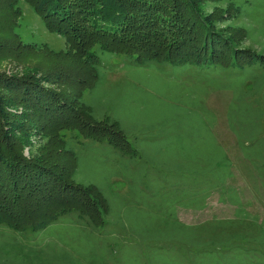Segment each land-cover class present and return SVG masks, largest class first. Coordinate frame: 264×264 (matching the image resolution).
Returning <instances> with one entry per match:
<instances>
[{
    "label": "trees",
    "instance_id": "1",
    "mask_svg": "<svg viewBox=\"0 0 264 264\" xmlns=\"http://www.w3.org/2000/svg\"><path fill=\"white\" fill-rule=\"evenodd\" d=\"M28 1L44 15L49 30L58 31L67 37L68 51H73L76 56L84 55L96 69L104 55L110 53L122 55L121 57L124 58H136L139 63L156 61L166 62L164 65H191L201 70L203 75H209L207 71L213 73L218 77L219 82L223 80V85H218V88L232 90L234 106L240 107L242 103L249 105L252 116L255 117L252 122L244 121L248 126L242 130L244 134L241 140L244 144L247 145L255 139L259 141L263 137L264 130L260 129L263 117L257 113L258 110L260 111L259 106L253 103L250 89L245 90L246 94L242 89H245L244 83L246 84L248 79H251L249 81L253 82L254 87L260 86L258 74L255 79L252 71L259 66L263 69L264 52L260 53L247 45L250 36L243 25L234 23L233 13L232 19H226L229 17L226 15L230 7L235 9L236 14L240 12L239 4L227 0ZM19 2L20 0H0V3L12 7H17ZM221 2L226 6H222ZM220 7L221 13L218 12ZM225 21L229 25L220 28V24ZM239 32H244V37ZM138 66H146V64ZM45 74L43 78L47 80L46 82H49V75L55 80L61 77L59 73ZM97 78H99L98 72ZM37 81L40 80L30 76L0 73V89L5 90L0 96V222L9 226L13 221L26 220L20 222L22 228L31 225L32 230H39L56 222L64 214L77 212L79 218L90 224L87 225V229L91 230L93 238L96 236L103 238L101 242L92 239L97 245L92 242V246L89 244L85 246L90 247L92 253L99 251V248L108 252L104 259H101V256L88 259L86 257L89 253L79 250L81 256L92 264H194L199 260H216L217 263L213 264H223L219 261L233 255L251 260L252 264H264V256L256 255L261 251L264 252L263 249H258L260 246L254 245L260 243L257 239L243 244L235 241V236L227 232L215 233L206 225L184 224L177 217L176 206L202 210L206 207L208 199L216 194L221 202H231L237 206V216H250L243 207L239 190L229 183L231 161L227 151L206 125L199 121L205 131L202 133L191 131V133L198 137L211 138L214 148L205 157L203 156V159L198 157L200 156L198 151L188 148L189 154L184 157L189 163H197L193 168L174 164V161H178L177 145L186 141V135H179L181 133H177L173 139L167 138L160 146L156 145L147 152L149 159L163 167L164 172L158 171L159 176L166 182L170 180V184L162 183L155 176L157 177L155 181L162 187H158L160 192L158 189L155 190L161 195L157 209L154 210L145 204L137 206L135 210L139 209V211H134L133 215L124 211L117 212L113 204L107 202L97 188L73 179L78 166V156L71 145L75 140L82 142L78 136H84L80 135V132L74 133V130L89 129L91 132L100 130L98 124L101 123L102 118L94 115L93 107L80 98V95L77 96L75 103L89 112V118L82 116V113L75 108L70 109L71 105L61 97L63 95L60 91L56 92L50 88L47 90ZM244 95L247 97L245 102ZM48 96L51 99L49 101ZM20 100L33 106L35 109L33 111H40L38 106L44 101L49 102L46 109L52 110L51 114H58L60 117L56 124H59L58 138L62 144L61 150L65 154L59 155L73 158V165H68L66 159L65 168L56 161L50 165L40 161V158L28 159L23 154L24 145L30 138L27 136L30 130L22 123L24 113L17 116L9 110ZM48 110H44L48 113L47 116ZM235 117L231 115L229 126L236 134L240 129L235 124ZM104 120L113 126V129H110L114 133L112 143L105 140L102 144L105 148H109L107 151L112 158L116 157V153L130 157L136 153L140 155L138 148L153 144L146 142L149 141L146 135L149 133L155 136L150 134L155 129L154 122L148 121L146 127L140 128L142 131L136 127V123H133L129 129L132 132H129L122 130L118 118L108 117ZM48 122L49 120L46 119L39 129L42 138L48 137L49 130L55 128ZM159 122L170 123L167 118L164 120L162 118ZM237 122L240 121L237 119ZM240 124L242 126V122ZM102 127L104 128L101 130H105L106 127L104 125ZM20 129H24L23 136L16 135V131ZM85 135L91 137V139L86 138L85 141L96 138L90 132ZM132 136L135 137L133 140ZM153 139L155 142H160L159 139ZM260 143L264 158V137ZM172 145L176 148L170 149ZM52 152L53 150L49 151L50 156ZM206 157L212 159L211 168L205 164ZM119 162L120 159L115 160L116 164ZM257 167L264 180V159L258 161ZM134 168L135 171H139L138 165L136 167L131 165L128 170ZM169 173L172 175L171 178ZM154 175L157 173L154 172ZM169 187L171 194L165 192ZM170 196H178L177 202L173 205H169ZM35 200H39L40 203H36ZM25 208L28 209L27 212L30 209L27 218L16 214ZM146 208L147 212L141 214ZM8 235L5 234L8 239L17 238ZM16 257L15 253L14 258ZM88 263L80 261V264Z\"/></svg>",
    "mask_w": 264,
    "mask_h": 264
},
{
    "label": "rangeland",
    "instance_id": "2",
    "mask_svg": "<svg viewBox=\"0 0 264 264\" xmlns=\"http://www.w3.org/2000/svg\"><path fill=\"white\" fill-rule=\"evenodd\" d=\"M227 2L239 4L241 10L236 14L235 9L230 7L226 15L229 17L226 19H232L233 13L234 23L243 25L250 36L247 45L263 53L264 0H227ZM220 4L226 6L225 3ZM221 11L220 7L218 12L221 13ZM228 25L225 21L220 24V28ZM240 34L244 37V32ZM68 42L65 35L48 29L44 15L38 12L28 0H20L17 7L0 3V43L2 44L0 46V73L39 79L40 81L37 82L40 86L47 90L50 88L56 92L60 91L63 95L61 97L71 105L70 109L75 108L76 111L82 113V116L89 118V112L75 103L77 96L80 95V98L93 107L94 115L102 118L101 123L98 124L100 130H93L94 132L89 129L74 130V133L80 132V135H84L78 136L82 142L75 140L71 145L76 149L78 156V166L73 175L74 181L97 188L102 197L113 204L117 212L124 211L133 215L134 211H139V209L135 210L137 206L145 204L154 210L157 209L161 195L155 191L159 190L160 186L155 180L158 177L162 183L169 184L170 180L166 182L159 176L158 171H161L163 167L149 159L147 152L154 149L156 145L160 146L167 138L173 139L177 133H181L179 135H186V141L177 145L178 161H174V164L175 166L182 164L191 168L195 167L197 163H189L184 157L189 154L188 148L198 151L200 154L198 157L201 159L214 148L211 138L198 137L191 133V131L198 133L205 131L203 125L199 123L202 116L204 122L210 124L207 128L213 129L212 131L227 151L231 161L229 183L239 190L243 207L250 216H237V206L231 202H221L216 194L208 199L206 207L202 210L180 207L177 217L184 224L206 225L215 233L227 232L235 236V241L243 244L257 239L260 243L254 245L260 246L261 248L258 249L264 251V180L257 170L258 161L264 159L260 149V140L264 134L259 141L255 139L247 145L241 140L244 134L242 130L248 127L244 121L252 122L255 119L249 105L242 103L240 107L234 106L232 90L218 88V85H223V80L219 82L218 77L209 71L206 72L209 75H203L201 70L195 69V66L164 65L166 62L156 61L139 63L136 58H124L121 57L122 55L106 53L96 69L85 59L84 55L76 56L77 54L73 51H68ZM227 60L229 62V59ZM140 64H146V66H138ZM262 68L259 66L252 71L255 79L258 74L257 79L261 82L260 86L254 87L253 82L249 81L251 79H248L247 83H244L245 89H242V92L246 94L245 90L250 89L253 103L257 104L260 109L257 113L263 117L260 129L264 130V84L262 83L264 82V71H262L264 66ZM46 72L48 74L59 73L61 77L55 80L49 75V82H46L47 80L43 78ZM97 72L99 78H97ZM4 91L0 89V96ZM238 92L239 89L237 96ZM47 100H51L49 96ZM48 101L38 106L40 111H33L35 110L33 106L21 100L9 110L17 116L24 113L22 123L30 130L27 135L30 138L24 145L23 154L28 159L40 158V161L50 165L56 161L65 168V159L68 165H73L74 159L59 155L65 154L61 150L62 144L58 138L59 124H56L60 117L58 114H51L52 110L46 109ZM245 101L247 97L244 95ZM44 110H48V116ZM231 115L236 116L242 122L240 126V122H237L236 117L234 118L237 128L240 129L236 131V134L229 126ZM108 117L118 118L122 130L129 132H132L129 129L133 123H136V127L142 131L141 127H146L148 121L154 122L155 129L150 134L155 136L149 133L146 135L149 139L146 142H153V144L137 149L144 158L137 153L132 157L116 153L114 159H120V162L117 163L118 165L113 162L112 157H109V152L104 150L105 147L102 145L105 140L112 143L114 137L113 130H110L113 126L104 120ZM162 118L163 120L167 118L170 123L159 122ZM46 119L55 128L49 130L48 137L42 138L39 129ZM101 124L106 127L105 130H101L104 128ZM23 130L16 131V135L23 136ZM88 132L96 136L93 138L95 142L94 140L85 141L91 139L85 135ZM133 138L135 137L132 136V140ZM153 138L159 139L160 142H155ZM173 143L176 144V142ZM181 147L183 148L178 149ZM175 148L172 145L170 149ZM52 150L50 156L49 151ZM205 164L211 168L212 159L206 157ZM131 165L135 167L138 165L139 171H135V168L129 171L128 168ZM154 172L157 175H154ZM227 173H230L229 166ZM111 177H113L112 180ZM171 177L169 173V178ZM165 192L172 193L170 187ZM177 200L178 196H170L169 205L175 204ZM35 202L40 203L39 200ZM27 210L22 209L16 214L26 217L30 209L28 212ZM143 210L145 211H141V214L144 215L147 208ZM22 221L26 222V220H16L9 226L6 225L7 223L0 222V264H80L81 260L88 263V259L96 256L104 259L108 253L102 248L92 253L91 248L85 246L86 244L92 246V242L96 240L101 242L103 238L98 236L93 238L91 230L87 229V225L90 224L83 218H79L77 212L64 214L56 222L39 230H32L31 225L22 228L23 225L20 224ZM10 232H13V235L18 234L16 240L14 237L10 239L4 237ZM79 250L87 251L89 256L86 258L88 259L83 258ZM15 253L16 258H14ZM256 255L264 256V252L261 251ZM222 260L219 262L223 264H237V262L238 264H252L251 260L238 258L235 255ZM214 262L217 263L216 260H199L194 264H213Z\"/></svg>",
    "mask_w": 264,
    "mask_h": 264
},
{
    "label": "crops",
    "instance_id": "3",
    "mask_svg": "<svg viewBox=\"0 0 264 264\" xmlns=\"http://www.w3.org/2000/svg\"><path fill=\"white\" fill-rule=\"evenodd\" d=\"M200 122H202L204 125H206V126H209L210 124H206V122H204V117H202L201 116V118H200V120H199ZM209 130H213V129H211L210 127H209ZM215 134V133H214ZM216 135V134H215ZM217 137V136H216ZM218 139V138H217ZM219 140V139H218ZM107 149H109L108 147H106L104 150H107ZM75 150V152H76V149H74ZM109 152V151H108ZM109 157H110V155H109ZM111 158V157H110ZM113 159V162H115V159L114 158H112ZM113 179V177H111V180ZM176 214L178 215V211L180 210V207H178V206H176ZM185 209H191V208H185ZM1 230H3V229H1ZM11 235H13V232H10V234L8 235V236H11ZM18 234L17 233H15L14 234V236H17ZM4 237H6L7 238V236H5L4 235Z\"/></svg>",
    "mask_w": 264,
    "mask_h": 264
}]
</instances>
